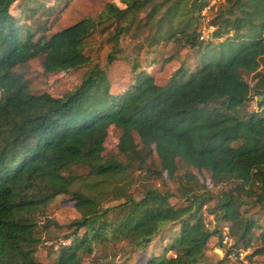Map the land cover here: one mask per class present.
<instances>
[{
  "label": "trees",
  "instance_id": "1",
  "mask_svg": "<svg viewBox=\"0 0 264 264\" xmlns=\"http://www.w3.org/2000/svg\"><path fill=\"white\" fill-rule=\"evenodd\" d=\"M16 1L0 0V264H42L36 250L50 225L74 237L51 264H98L97 254L120 243L143 250L166 226L177 233L146 264H203L209 239H221L219 223L228 224L230 248L247 249L258 224L241 208L264 212V0H219L206 40L200 21L207 0H124V8L106 4L94 17L38 37L10 13ZM146 28L144 41L184 46L197 64L177 68L163 85L133 64L132 83L119 93L94 65L60 97L32 94L18 71L37 58L46 74L89 65L84 49L97 32L111 43V63L120 37H139ZM252 101L255 110L247 111ZM111 126L120 131L117 154L104 155ZM152 153L156 175L172 178L180 164L207 172L216 191L185 172L177 187L181 206L145 185L135 198L127 176ZM73 167L85 168V176L70 175ZM60 195L78 214L63 226L46 216Z\"/></svg>",
  "mask_w": 264,
  "mask_h": 264
},
{
  "label": "rangeland",
  "instance_id": "2",
  "mask_svg": "<svg viewBox=\"0 0 264 264\" xmlns=\"http://www.w3.org/2000/svg\"><path fill=\"white\" fill-rule=\"evenodd\" d=\"M124 0H17L10 8V13L19 18L20 22L32 31L36 37L46 34L50 35L60 29L67 27L83 17L96 16L106 4H113L118 8H124ZM159 1V0H158ZM219 0H207V6L203 8L200 27L204 40L210 35L211 27L206 25L208 18L215 12ZM30 9L29 11H27ZM122 35L118 41L119 53L116 58L107 63L106 58L111 51V43L104 34L94 33L86 43L84 54L89 58L90 64L84 67L66 71L46 74L41 67L39 58L31 60L26 69L18 70L25 78L28 88L32 94L47 93L52 97H60L66 92L77 86L82 75L88 68L98 65L103 67L110 82L112 93L123 91L132 83L133 73L131 67L137 64L139 69L149 73L154 82L158 85L166 83L171 73L179 67L192 69L197 62L193 52L188 48L173 42L160 40L156 44L144 41V37L149 34L148 28L142 31L141 36L132 38V34ZM245 81L252 85L251 76L245 75ZM247 111L255 110L254 101L246 105ZM120 131L114 127H109L104 139V155H116V145ZM136 142L138 138L133 134ZM127 176L126 183L128 191L135 197L140 196L142 186L153 187L163 192L172 194L170 203L174 207L181 206L178 199L177 187L180 178L185 172H189L196 177V185L205 186L210 192L214 193L216 187H212L209 174L198 172L189 167L178 165L176 174L169 176L162 172L160 176L154 171L158 170V163L155 153H152L146 161L143 169L133 166ZM69 174L76 175L82 179L86 174V169L82 167L71 168ZM218 188L226 189L227 185ZM244 216L249 220L257 221L258 227L253 230L254 239L247 249L230 248L232 241L228 236V224L219 223L216 227L221 230V239L214 236L209 239L207 248L202 259L203 264H264V212L259 211L256 206H244L241 208ZM46 216L57 225L68 224L78 214L69 201V196L60 195L56 197L46 208ZM43 222V219H41ZM206 222L213 228L212 217L206 216ZM70 230L63 227L50 225L40 231L41 243L36 250V258L42 264H51L56 252L63 245H69L73 241V236L68 235ZM177 233V229L164 227L158 236L143 250L128 251L124 243L116 247L108 246L97 254L98 264H146L152 257H159L163 254L164 248L168 245ZM79 234V233H78ZM68 237V238H66ZM256 251H261L257 253ZM227 253V254H226ZM167 255H171L167 253ZM84 264H89L88 259Z\"/></svg>",
  "mask_w": 264,
  "mask_h": 264
}]
</instances>
